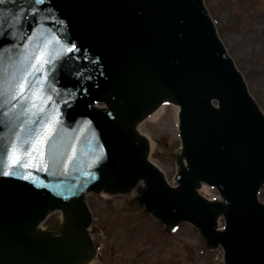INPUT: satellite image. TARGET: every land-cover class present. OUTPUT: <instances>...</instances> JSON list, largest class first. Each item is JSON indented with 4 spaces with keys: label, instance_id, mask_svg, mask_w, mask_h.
Returning <instances> with one entry per match:
<instances>
[{
    "label": "water",
    "instance_id": "95a60500",
    "mask_svg": "<svg viewBox=\"0 0 264 264\" xmlns=\"http://www.w3.org/2000/svg\"><path fill=\"white\" fill-rule=\"evenodd\" d=\"M239 75L201 0H0V264H88L84 197L135 186L140 206L191 222L227 264H264V115ZM166 100L183 110L178 188L137 130ZM203 182L226 204L204 201ZM61 209L60 228L41 230Z\"/></svg>",
    "mask_w": 264,
    "mask_h": 264
},
{
    "label": "rangeland",
    "instance_id": "374dc122",
    "mask_svg": "<svg viewBox=\"0 0 264 264\" xmlns=\"http://www.w3.org/2000/svg\"><path fill=\"white\" fill-rule=\"evenodd\" d=\"M220 35L246 75L250 89L264 109V0H206ZM154 142V161L173 179L174 151L180 145L176 110L165 107L142 127ZM132 196L89 197L96 221L94 239L101 246L98 264H213L221 252H207L191 225L174 234L137 210ZM60 214L46 224L59 222Z\"/></svg>",
    "mask_w": 264,
    "mask_h": 264
},
{
    "label": "bare ground",
    "instance_id": "6f19581e",
    "mask_svg": "<svg viewBox=\"0 0 264 264\" xmlns=\"http://www.w3.org/2000/svg\"><path fill=\"white\" fill-rule=\"evenodd\" d=\"M176 110H178V111H179V108L177 107V108H176Z\"/></svg>",
    "mask_w": 264,
    "mask_h": 264
},
{
    "label": "snow or ice",
    "instance_id": "6c2138e0",
    "mask_svg": "<svg viewBox=\"0 0 264 264\" xmlns=\"http://www.w3.org/2000/svg\"><path fill=\"white\" fill-rule=\"evenodd\" d=\"M37 2H41V0H37Z\"/></svg>",
    "mask_w": 264,
    "mask_h": 264
}]
</instances>
